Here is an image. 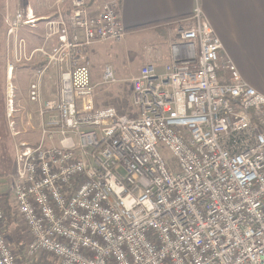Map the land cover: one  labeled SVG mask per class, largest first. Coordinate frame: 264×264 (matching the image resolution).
<instances>
[{
    "label": "built area",
    "instance_id": "obj_1",
    "mask_svg": "<svg viewBox=\"0 0 264 264\" xmlns=\"http://www.w3.org/2000/svg\"><path fill=\"white\" fill-rule=\"evenodd\" d=\"M65 1L55 0L44 20L55 43L25 57L43 62L28 84L39 141L14 148L11 194L0 193V264H22L9 215L25 227L27 260L48 253L56 264H264V94L220 53L201 9L181 20L168 62H147L129 78L131 108L121 114L93 106L86 57L93 44L124 38L120 0L95 13L88 0L64 9ZM35 20L29 6L5 9L17 61L25 49L18 31ZM49 67L57 84L46 96ZM116 81L105 65L101 82ZM6 103L11 113L9 96Z\"/></svg>",
    "mask_w": 264,
    "mask_h": 264
},
{
    "label": "crops",
    "instance_id": "obj_2",
    "mask_svg": "<svg viewBox=\"0 0 264 264\" xmlns=\"http://www.w3.org/2000/svg\"><path fill=\"white\" fill-rule=\"evenodd\" d=\"M104 1L88 0L90 12L100 10ZM9 2L6 0L8 5ZM24 6L32 9L36 20L33 27H22L18 31V36L25 42L19 61L12 54L13 41L7 40L6 29L2 25L4 45L0 52V91H4L6 98L9 96L12 99L11 113L6 101H0V119L3 115L8 118L4 125L0 123V193L7 196L11 194L15 173V145L28 142V139L35 140L34 136L39 137L38 106L29 101L28 84L33 80V70L41 67L43 62L36 53L29 61L25 57L35 48H49L56 41L55 37L46 38L44 21L55 12V0H25L19 7ZM68 6L69 1L66 0L63 8ZM196 6L207 17L220 39V53L231 60L243 81L264 94V0H120L119 16L126 30L125 36L133 35L135 39L150 43L147 51L143 52L141 63L162 65L169 61V46L175 40L176 29L182 20L178 16L190 15ZM168 18H172V21L161 27H141ZM96 44L86 50L87 58L96 56ZM8 64L13 66L11 71L7 68ZM135 74L125 79L129 80ZM26 78L27 84L23 82ZM56 84V69L49 67L42 78L44 94L54 95Z\"/></svg>",
    "mask_w": 264,
    "mask_h": 264
},
{
    "label": "rangeland",
    "instance_id": "obj_3",
    "mask_svg": "<svg viewBox=\"0 0 264 264\" xmlns=\"http://www.w3.org/2000/svg\"><path fill=\"white\" fill-rule=\"evenodd\" d=\"M9 5L6 3V0H0V52L3 50L4 45V37L2 25L3 23V13L7 6L11 8H18L23 4L25 0H9ZM28 32V30H26ZM150 43L147 40L143 39H135L133 35L124 36V38L120 41H101L97 43L94 47V51L96 56L88 58L90 70H91V80L95 85V99L93 102V106L95 108L105 107V106H113L117 109V111L121 114H129L130 107V89L131 84L126 77L130 76L133 73H137L139 69L145 64L141 63L143 59V52L147 51ZM105 65H110L114 70V75L117 79L115 83H102L101 82V74ZM27 78L25 84H27ZM6 94L4 91H0V101H6ZM6 116H2L0 119V123L4 125L7 123ZM17 136V135H15ZM35 140L28 139V144L35 145L39 141L38 135L35 137ZM38 139V140H37ZM30 141V143H29ZM34 142V143H32ZM162 155L168 164L172 167L176 165L175 159L172 157V154L168 151L167 148L162 147ZM15 223H13V222ZM8 222V232L10 233V240L14 243V241L26 242L29 239L25 227L22 223L15 221V217L13 215H9L7 219ZM10 228H12L10 230ZM24 244V243H23ZM37 258L50 259L52 262H55V259L48 253H41ZM32 259V260H33ZM23 264V262H22Z\"/></svg>",
    "mask_w": 264,
    "mask_h": 264
},
{
    "label": "trees",
    "instance_id": "obj_4",
    "mask_svg": "<svg viewBox=\"0 0 264 264\" xmlns=\"http://www.w3.org/2000/svg\"><path fill=\"white\" fill-rule=\"evenodd\" d=\"M190 15H182V16H178V18H187L189 17ZM172 21V18H168V19H164V20H158V21H155V22H150V23H147V24H143L141 25V27H161L163 25H165L167 22H170ZM13 243V242H12ZM14 247L18 250L19 254H20V259L21 261L23 262V264H55L54 262H52V260L50 259H44V258H37V259H33V260H27L25 258V256L22 254V249L24 247V244L23 242H21V240L19 241H14Z\"/></svg>",
    "mask_w": 264,
    "mask_h": 264
}]
</instances>
